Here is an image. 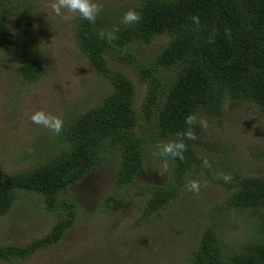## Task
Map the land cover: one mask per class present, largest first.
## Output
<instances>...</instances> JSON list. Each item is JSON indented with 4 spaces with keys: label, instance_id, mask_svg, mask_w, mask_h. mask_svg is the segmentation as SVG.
Wrapping results in <instances>:
<instances>
[{
    "label": "trees",
    "instance_id": "16d2710c",
    "mask_svg": "<svg viewBox=\"0 0 264 264\" xmlns=\"http://www.w3.org/2000/svg\"><path fill=\"white\" fill-rule=\"evenodd\" d=\"M22 9L18 0H0V50L17 49L23 58L15 74L32 84L42 75V64L28 54L31 44L22 43L12 25ZM132 10L141 20L130 25L122 24L118 14L101 12L94 23L76 15V46L109 83V92L96 105L72 111L33 166L7 174L0 160V218L23 193L40 197L45 212L55 217L46 233L25 244L0 241V262L26 261L60 243L77 217L72 188L108 159L117 160L114 185L119 189L142 187L139 178L148 162L164 165L165 181L146 185L140 224L179 202L192 175L204 172L209 178L198 149L200 127H192L196 140L185 139L182 159L159 155L156 145L177 139L189 127L187 115L220 116L225 106L247 104L264 117V0H140ZM117 28L114 40L99 35ZM159 37L165 41L143 59L139 47ZM108 59L130 68L145 83L138 108L133 82ZM237 176L233 184L225 183L228 192L218 209L249 217L248 237L229 243L215 224L205 222L185 252V264H264V176ZM121 203L114 191L100 207L109 210Z\"/></svg>",
    "mask_w": 264,
    "mask_h": 264
},
{
    "label": "rangeland",
    "instance_id": "374dc122",
    "mask_svg": "<svg viewBox=\"0 0 264 264\" xmlns=\"http://www.w3.org/2000/svg\"><path fill=\"white\" fill-rule=\"evenodd\" d=\"M18 1L23 9L12 25L21 33L22 43L31 44L28 54L42 64V75L32 84L23 82L15 74L23 56L17 49L0 50V160L7 174L33 166L53 139L55 132L34 123L33 114L43 111L57 117L63 127L73 112L96 105L110 90L76 46L73 23L77 14L62 9V15H56L51 8L55 0ZM139 1L95 0L99 14H118L119 18ZM164 41L159 37L139 47L140 56L154 55ZM107 61L133 82L138 108L146 95L145 83L130 68ZM199 119L207 121L206 129L198 123L202 138L198 149L207 161L209 178L204 172L190 177L199 181L198 193H184L179 202L140 224L137 218L146 185L165 181L163 163L146 164L139 178L142 187L119 189L114 185L117 160L108 159L72 188L77 217L61 242L15 264H185V252L205 222L215 224L229 243L248 237L249 217L221 211L218 206L228 192L225 183L233 184L237 175L264 176V117L243 104L225 106L220 116ZM114 191L122 203L103 210L101 203ZM54 218L45 212L40 197L20 194L10 212L0 218V241L25 244L46 233Z\"/></svg>",
    "mask_w": 264,
    "mask_h": 264
},
{
    "label": "clouds",
    "instance_id": "9594fccd",
    "mask_svg": "<svg viewBox=\"0 0 264 264\" xmlns=\"http://www.w3.org/2000/svg\"><path fill=\"white\" fill-rule=\"evenodd\" d=\"M51 8L53 12L60 16L62 15V9H67L69 13L78 14L82 19L89 21L90 23H94L97 15L100 12L99 5L95 2V0H55L54 3L51 4ZM68 19V16L64 17ZM141 20V15L139 12L135 10H128L125 12L121 18V23L124 25H130L137 23ZM115 31H119V29H115L114 31L109 32H100V37L102 39H107L108 41L116 39ZM31 120L36 124L44 125L52 129L56 134H59L62 130V121L50 115L45 114L43 111H38L31 116ZM199 123V125L203 128H207V121L203 119H197L195 114H189L185 117V124L189 127L184 130L182 133H177V139L169 141L166 144H157L156 148L158 150V154L161 156L171 157V158H183V153L187 149V145L184 142L185 139L188 140H196L197 136L192 130V127ZM187 190L198 193L199 192V181H191L187 185Z\"/></svg>",
    "mask_w": 264,
    "mask_h": 264
}]
</instances>
